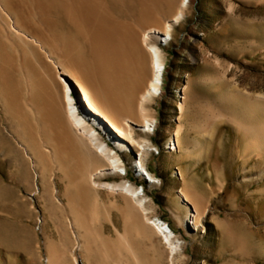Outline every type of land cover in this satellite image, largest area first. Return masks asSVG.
I'll return each mask as SVG.
<instances>
[{"label": "rangeland", "instance_id": "374dc122", "mask_svg": "<svg viewBox=\"0 0 264 264\" xmlns=\"http://www.w3.org/2000/svg\"><path fill=\"white\" fill-rule=\"evenodd\" d=\"M170 39L163 44L162 91L149 102L156 128L149 135L136 134L153 142L147 165L157 180L139 173L134 150L125 156L124 176L145 187L151 221L165 218L184 241L173 261L160 235L135 236L137 246L146 264H264V153L259 156L253 149L247 130L264 120V2L191 0ZM180 124L181 150H170L165 144ZM10 139L2 128L0 264H50L53 250L61 253V264H135L127 252H112L108 260L106 246L94 235H87L91 250L81 247L69 205L76 193H65L61 171L60 193H51L50 187L39 192L41 179L30 166L26 170ZM107 178L116 181L123 175ZM180 187L199 204V231L186 224L191 209L181 199ZM98 204L103 216L96 228L105 240L117 241L126 229L122 195L104 190Z\"/></svg>", "mask_w": 264, "mask_h": 264}, {"label": "bare ground", "instance_id": "6f19581e", "mask_svg": "<svg viewBox=\"0 0 264 264\" xmlns=\"http://www.w3.org/2000/svg\"><path fill=\"white\" fill-rule=\"evenodd\" d=\"M190 2L0 0V130L9 132L26 170L30 166L41 179L39 192L50 187L51 193H60L58 171L62 172L65 193H76L69 205L81 247L91 250L87 235L97 236L108 260L112 252H127L135 264H146L135 236H162L172 261L183 245L168 220L157 216L151 221L145 187L124 173L125 156L134 150L139 173L157 180L147 165L153 142L136 134L139 130L149 135L156 128L157 116L150 114L149 102L164 84L163 44L173 38L174 25ZM183 98L182 112L186 95ZM182 130L180 124L166 148L181 150ZM247 130L253 149L263 157L264 120ZM176 170L183 176L181 168ZM111 173L123 179L109 180ZM104 190L124 199L126 229L117 241L102 238L95 226L103 216L98 199ZM177 191L191 209L186 211V224L199 231V204L182 187ZM50 264H61V253L53 250Z\"/></svg>", "mask_w": 264, "mask_h": 264}, {"label": "built area", "instance_id": "2783aa9c", "mask_svg": "<svg viewBox=\"0 0 264 264\" xmlns=\"http://www.w3.org/2000/svg\"><path fill=\"white\" fill-rule=\"evenodd\" d=\"M149 180H151L150 178H148Z\"/></svg>", "mask_w": 264, "mask_h": 264}]
</instances>
